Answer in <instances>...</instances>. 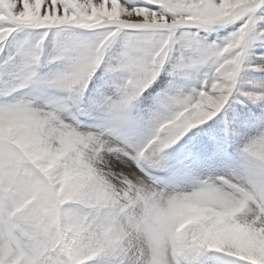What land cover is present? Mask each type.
Instances as JSON below:
<instances>
[{
	"label": "snow or ice",
	"instance_id": "snow-or-ice-1",
	"mask_svg": "<svg viewBox=\"0 0 264 264\" xmlns=\"http://www.w3.org/2000/svg\"><path fill=\"white\" fill-rule=\"evenodd\" d=\"M21 33L0 61V264H264V112L188 136L232 98L264 106L242 78L264 72V0H0V54Z\"/></svg>",
	"mask_w": 264,
	"mask_h": 264
},
{
	"label": "rangeland",
	"instance_id": "rangeland-1",
	"mask_svg": "<svg viewBox=\"0 0 264 264\" xmlns=\"http://www.w3.org/2000/svg\"><path fill=\"white\" fill-rule=\"evenodd\" d=\"M230 30L231 29L221 30L219 33L213 34L212 36H209L208 39L209 40H215V39H218L220 37H223L224 35L227 34V31H230ZM23 38H24V33H21L17 36H14V37H10L9 41L7 42L5 53L0 54V61L3 60V56L6 55L8 52H14L16 50V48L18 47L19 41ZM62 38L67 39L68 35L65 34L63 37H57L56 39L60 40ZM52 41H53V36L50 34L48 39L45 41V43L49 42L48 44L51 47ZM254 51L256 53H264V47H257ZM252 60L255 63L261 62L259 60V58L255 55L252 57ZM45 68H46V66L41 67V69H40L41 73H45V71H44ZM2 71H3V65H2V63H0V72H2ZM242 78L245 80H264V72L253 71L250 68H246L245 71L242 73ZM104 79H105V77L103 76V70L101 69V71L97 72L96 77L93 80V83L89 85V95L90 96H93V97L95 96L94 88L99 86L101 83H103ZM167 81H168L167 75L162 74L160 80L157 81V83L159 84V83L163 82L166 84ZM20 95L49 97V96L55 95V93L51 92L50 90H46V89L28 88V89L22 90ZM238 99H239L238 97L230 99V101L225 105V108L222 110L221 113H219L217 115V117L213 118V120L208 121L206 125H201L197 128L192 129L188 133V136L199 137L201 135L200 129L205 128L208 125H212L213 123H216L218 125V128H219L221 134H223L224 133V127H225L224 122H223L224 118L231 119L234 116L239 114L236 112V110L239 109V107L241 106V103L237 102ZM257 105L258 104H255V103L251 104L249 112L253 116H255L257 114ZM260 110H261V112H264V106L260 105ZM242 127L252 128V131L248 132V134H247L248 136H251L255 133L256 129H255V126H253V125L245 124V125H242ZM246 139H247V136H241V135H238L235 133H230L229 134V144H228L229 153L235 154L237 148L242 143H244ZM174 154H175V152H174ZM199 174L201 175V177H203L204 175H207L208 172L206 169H204V170H201ZM188 183H189V181L182 182L181 186H187ZM201 259H203V258H201Z\"/></svg>",
	"mask_w": 264,
	"mask_h": 264
},
{
	"label": "clouds",
	"instance_id": "clouds-1",
	"mask_svg": "<svg viewBox=\"0 0 264 264\" xmlns=\"http://www.w3.org/2000/svg\"><path fill=\"white\" fill-rule=\"evenodd\" d=\"M51 167V165L49 166ZM63 187V186H62ZM60 189H57V194L60 193ZM182 192H189V189H182ZM212 211H215L216 209L213 208L211 209ZM52 216L57 219V223L63 222L64 224H70L71 223V216L65 214L63 211H60L58 208H53L52 209ZM205 218L202 216H190L185 218L179 225V228L183 229L185 227H195L203 222ZM56 225H53L55 227ZM228 237L223 234H218V233H208L205 236V242L210 244V245H220L223 244L227 241Z\"/></svg>",
	"mask_w": 264,
	"mask_h": 264
}]
</instances>
